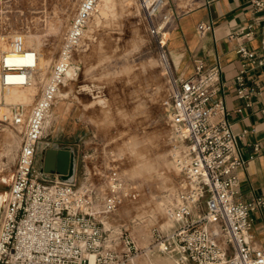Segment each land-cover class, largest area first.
<instances>
[{
  "label": "built area",
  "instance_id": "built-area-1",
  "mask_svg": "<svg viewBox=\"0 0 264 264\" xmlns=\"http://www.w3.org/2000/svg\"><path fill=\"white\" fill-rule=\"evenodd\" d=\"M10 3L0 0V8ZM98 4L99 0L80 1L50 76L29 113L21 103L6 104L0 92V121L21 134L10 189L0 209V264H130L134 255L145 250L126 231L106 227L98 218L126 198H136L134 184L113 179L99 194L92 185H78L76 167L73 177L64 179L57 172L44 171L41 159L37 163L47 117ZM142 4L148 29L164 49L163 30L174 26L177 13L168 0H142ZM249 4L257 17L236 33L250 37L261 27L262 52L256 56L244 43L238 52L264 65V0H249ZM197 29L205 34L213 24L201 21ZM18 36H11V47L1 53L0 87L30 85L38 69L39 53L30 47L16 48ZM16 56L32 59L16 61ZM236 78L237 94L249 105L243 69ZM170 82L171 154L182 180L165 206L170 224L152 228L150 247L172 256L175 264H264V250L256 249L250 240L251 213L264 208V194L236 198L238 169L245 159L220 94L221 65L197 58L192 74L173 73ZM5 105L9 106L3 109ZM53 147L73 153L68 146Z\"/></svg>",
  "mask_w": 264,
  "mask_h": 264
},
{
  "label": "rangeland",
  "instance_id": "rangeland-1",
  "mask_svg": "<svg viewBox=\"0 0 264 264\" xmlns=\"http://www.w3.org/2000/svg\"><path fill=\"white\" fill-rule=\"evenodd\" d=\"M80 1L11 0L0 8V36L7 49L10 37L19 34L24 48L47 58L44 68L33 74V89L24 88L32 95L29 103H21L27 113L50 76ZM168 3L180 13L196 0ZM6 47L0 48V57ZM71 65L65 79L74 77L61 85L59 94L67 95L58 94L53 104L36 157L40 160L47 147L71 146L78 154V185H92L101 194L113 179L134 184L136 198H126L98 218L145 248L131 264H175L172 256L150 247L152 228L170 224L165 206L182 180L171 154L168 122L174 72L168 49H162L148 29L142 0H99ZM56 112L55 119L51 115ZM20 143L18 128L0 121V194L10 189ZM99 205L97 199L96 208Z\"/></svg>",
  "mask_w": 264,
  "mask_h": 264
},
{
  "label": "crops",
  "instance_id": "crops-1",
  "mask_svg": "<svg viewBox=\"0 0 264 264\" xmlns=\"http://www.w3.org/2000/svg\"><path fill=\"white\" fill-rule=\"evenodd\" d=\"M256 17L249 0H196L195 5L177 12L174 26L169 32L167 30L165 38L175 74H192L197 58L208 65H221L220 94L232 123L239 153L245 159L244 165L238 169L239 192L236 195L243 200L264 194V65L238 52L239 45L244 43L254 55H260L262 30L258 27L250 37L236 33L240 26ZM201 21L211 22L213 29L200 34L197 25ZM241 69L250 93L249 105L237 94L236 76ZM239 107H243L242 110H238ZM51 116L56 119L58 113ZM71 148L77 171L78 154ZM251 216L250 240L256 249L264 250V208L253 210Z\"/></svg>",
  "mask_w": 264,
  "mask_h": 264
},
{
  "label": "bare ground",
  "instance_id": "bare-ground-1",
  "mask_svg": "<svg viewBox=\"0 0 264 264\" xmlns=\"http://www.w3.org/2000/svg\"><path fill=\"white\" fill-rule=\"evenodd\" d=\"M2 37H4V36H0V48L1 49L6 47L5 46L6 43L4 42L5 38H2ZM24 43H26V42H24V38L19 35L18 36V43L16 44V48L24 47ZM6 49H7V47H6ZM6 49H3V51L6 50ZM8 49H9V46H8ZM47 56H48V54H47ZM31 59L32 58H30V57H24V58H21L20 56L14 57V60H16V61H21V60L26 61V60H31ZM46 60H47V58L45 57V55L43 56V54L41 53V55L39 56V59L37 61L38 67L39 68H44ZM68 69H67V71H68ZM73 77H69L67 79H71ZM67 79H65V76H64V80H67ZM29 86H30V89H33V86L31 84L27 85V86L8 85V86H5V87H0V92L2 90V94L4 93L3 97H4L5 101L8 102V103H12V102H14V103L15 102H20V103L23 102V104L24 103H29L31 98H32V95L27 93L28 89L26 91H24V88L29 87ZM59 95L60 96H66L67 95V91H61ZM5 195H6V193L5 194L4 193L0 194V203L1 204H3V202H4V196Z\"/></svg>",
  "mask_w": 264,
  "mask_h": 264
},
{
  "label": "water",
  "instance_id": "water-1",
  "mask_svg": "<svg viewBox=\"0 0 264 264\" xmlns=\"http://www.w3.org/2000/svg\"><path fill=\"white\" fill-rule=\"evenodd\" d=\"M74 159V154L70 149L57 147L45 148L41 157L44 171L57 172L64 179H70L73 177L75 173Z\"/></svg>",
  "mask_w": 264,
  "mask_h": 264
}]
</instances>
